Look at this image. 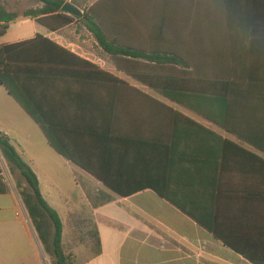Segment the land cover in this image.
Instances as JSON below:
<instances>
[{"label": "crops", "instance_id": "0c3cea01", "mask_svg": "<svg viewBox=\"0 0 264 264\" xmlns=\"http://www.w3.org/2000/svg\"><path fill=\"white\" fill-rule=\"evenodd\" d=\"M76 1L82 16L71 23L17 14L0 38L40 34L85 61L44 54L52 61L42 74L25 75L72 159L2 85L0 132L36 173L65 245L70 216L91 213L102 251L77 245V264L264 263V0ZM89 11L109 41L149 61L107 53L87 27ZM136 69H149L153 85L126 72ZM154 188L209 217L228 245ZM86 190L113 201L93 209ZM0 264H51L15 188L0 194Z\"/></svg>", "mask_w": 264, "mask_h": 264}, {"label": "trees", "instance_id": "16d2710c", "mask_svg": "<svg viewBox=\"0 0 264 264\" xmlns=\"http://www.w3.org/2000/svg\"><path fill=\"white\" fill-rule=\"evenodd\" d=\"M3 1L5 0H0V38L7 33L10 25L19 17L16 13L8 12L1 4ZM40 2L42 3L41 7L26 9L22 16L45 24L48 23V19L44 18L50 17L54 20H60V25L71 23L74 19L73 16L67 15L61 11L64 4L67 3V0H40ZM72 3L79 5L76 0H72ZM91 13V11L83 13L88 21V23H86L87 27L107 53L113 57H132L138 59V62L140 61L139 59L149 61V54L134 51L121 45H115L114 42L109 41L102 28L91 17ZM36 49H42L44 53L36 55ZM44 54H67L75 59L85 62L71 54L62 46L40 34L31 40L15 44H0V85L4 86L9 94L13 96L42 127L50 144L57 150V152L72 159L62 145L54 138L50 128L40 114L36 102L31 100L29 90L26 87L25 75L40 76L43 72L41 65L52 61L49 60L47 56H44ZM126 72L134 79L146 85H149V83L153 85L152 82H149V69L127 70ZM107 75L113 77L109 74ZM160 91L165 95L174 98V95L168 90ZM0 155L6 163L12 179V182L6 181L0 169V194H7L13 188L16 189L43 249L50 257L51 264H77L75 256L68 254L65 251V246L67 245L64 243V224L59 213L51 207L43 197L39 179L34 170L23 159L11 138L2 132H0ZM107 187L109 186L107 185ZM154 190L159 196L174 204L199 225L207 229L215 238L221 239L226 245H228L226 240L220 237L218 230L214 226V222L209 217L197 213L196 208L176 200L168 190L162 191L156 188H154ZM119 193L124 192L120 191ZM86 194L90 202V207L93 209L113 201V197L104 191L92 192L86 190ZM78 216L77 214L70 216L71 219L69 225L72 229V241L70 240L71 243L69 245L75 244L79 241L87 242L91 244L93 253L96 255L100 254L102 248L97 225L91 220H88V223H86L85 219L80 220ZM83 226L86 227L83 228ZM254 263L264 264L257 261Z\"/></svg>", "mask_w": 264, "mask_h": 264}, {"label": "rangeland", "instance_id": "374dc122", "mask_svg": "<svg viewBox=\"0 0 264 264\" xmlns=\"http://www.w3.org/2000/svg\"><path fill=\"white\" fill-rule=\"evenodd\" d=\"M40 0H8L7 1V8L11 11V12H15L16 14H18L19 16H22L23 11L31 6H33L35 3H38ZM14 31V29H12V32ZM11 36V34L8 35L7 39H9ZM0 169L2 171V175L4 177V179L8 182H12L11 176L9 174V171L7 169L6 163L3 160V158L0 155ZM97 192V191H95ZM80 215V216H78ZM77 216L79 217L80 220L85 219V222L88 223V220H92V216L91 213H89L88 211H86V209L84 208L83 210V214H77ZM71 217L69 218L70 221ZM86 225V224H85ZM86 226H83V228H85ZM79 244H88L87 242H82L79 241L76 244L73 245H67L65 246V251L68 254H72L74 255L75 250L80 249ZM90 247L88 246H83L81 249H89ZM92 249V247H91ZM46 253V252H45ZM75 256V255H74ZM49 257V256H48ZM50 258V257H49ZM77 261V260H76Z\"/></svg>", "mask_w": 264, "mask_h": 264}, {"label": "water", "instance_id": "95a60500", "mask_svg": "<svg viewBox=\"0 0 264 264\" xmlns=\"http://www.w3.org/2000/svg\"><path fill=\"white\" fill-rule=\"evenodd\" d=\"M61 10L62 12L71 16L79 17L82 14V11L71 2L65 3Z\"/></svg>", "mask_w": 264, "mask_h": 264}, {"label": "built area", "instance_id": "2783aa9c", "mask_svg": "<svg viewBox=\"0 0 264 264\" xmlns=\"http://www.w3.org/2000/svg\"><path fill=\"white\" fill-rule=\"evenodd\" d=\"M205 250V245H201V251H204Z\"/></svg>", "mask_w": 264, "mask_h": 264}]
</instances>
